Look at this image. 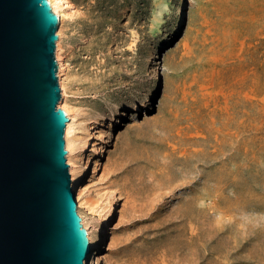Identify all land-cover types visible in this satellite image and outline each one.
<instances>
[{"label": "rangeland", "instance_id": "rangeland-1", "mask_svg": "<svg viewBox=\"0 0 264 264\" xmlns=\"http://www.w3.org/2000/svg\"><path fill=\"white\" fill-rule=\"evenodd\" d=\"M69 1L57 78L75 135L98 121L77 161L102 264H264V0H183L174 36L179 0Z\"/></svg>", "mask_w": 264, "mask_h": 264}, {"label": "water", "instance_id": "water-1", "mask_svg": "<svg viewBox=\"0 0 264 264\" xmlns=\"http://www.w3.org/2000/svg\"><path fill=\"white\" fill-rule=\"evenodd\" d=\"M48 0H0V264H89Z\"/></svg>", "mask_w": 264, "mask_h": 264}, {"label": "bare ground", "instance_id": "bare-ground-1", "mask_svg": "<svg viewBox=\"0 0 264 264\" xmlns=\"http://www.w3.org/2000/svg\"><path fill=\"white\" fill-rule=\"evenodd\" d=\"M182 1L183 0H179L178 9L176 10V16H175L174 24L172 27L171 36H174V34L177 30V25L179 23V15H180L179 14V7L182 5ZM48 2L52 8V11L59 17V25L57 28V32L60 35L61 25L63 24L65 19L67 17H69L68 15L71 14V13L69 14V12H68V10L71 9V7H72L71 2L69 0H48ZM163 41L167 45L170 44L169 36H167L166 38L164 37ZM165 44H161L159 46V49L160 48L162 49L163 45H165ZM155 52H157V51L155 50ZM55 58H56L57 64H58V76H59L60 85H61L62 80H63L62 76L65 74L64 70L66 68H65V63L63 61V56L60 52L59 41L57 42V45H56ZM153 59H154V57L151 58V61H153ZM152 75H153V71L150 72V77H152ZM62 87H63V85H62ZM62 90H63V88H62ZM64 95L65 94L63 92V96ZM139 97H140V98H138L139 101L135 102L132 107L134 110L141 109L140 110V112H141L142 109L146 106L145 94L141 93V96H139ZM58 104H59V106H61V108L66 113V115L69 119V121L66 124L65 133H64V137H65V141H66L65 146L68 150L67 159H68V162L70 163V166H71L70 171H71V175L73 178V186L75 187V201H76L77 207L79 209V215L81 217L82 226L85 228V230L87 231V235H88L89 248H90V252H91L90 264H102L101 248H100V241H99L100 240V233H101V231L99 229L100 227L96 224L90 223V220L88 219V215H87L89 210L96 204V202L91 200V199L86 198L87 196L85 195L86 194L85 192L87 190L88 185L84 184V183H83L84 185L82 184V182H83L82 181L83 167L77 161V160H79L80 153L82 151H85V150L87 151L89 148H91L90 152H94L95 144H93L91 146L92 142L90 141V137L93 134V131L95 130L96 125L98 124V121L96 118H93L91 120V123H89L85 127V129L83 128L84 129L83 130L84 135L79 137V136L75 135V131L77 129L76 125L79 121V120L77 121V114L75 112H73L72 108H70L67 104H65L64 97L60 98V101ZM112 109H114V110L118 109L117 102L112 103ZM97 168H98V161L95 160L94 168H92L93 174L95 173V170ZM112 203H113V201H112ZM112 208L115 209L116 204L113 203ZM111 212H113V211H111ZM111 212H109V213H111Z\"/></svg>", "mask_w": 264, "mask_h": 264}]
</instances>
